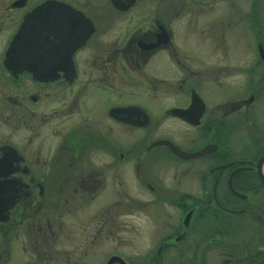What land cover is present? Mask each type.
<instances>
[{"label":"flooded vegetation","instance_id":"af4514ba","mask_svg":"<svg viewBox=\"0 0 264 264\" xmlns=\"http://www.w3.org/2000/svg\"><path fill=\"white\" fill-rule=\"evenodd\" d=\"M33 13L36 76L13 48ZM262 157L264 0H0V264H90L147 205L154 253L102 264H264Z\"/></svg>","mask_w":264,"mask_h":264},{"label":"rangeland","instance_id":"374dc122","mask_svg":"<svg viewBox=\"0 0 264 264\" xmlns=\"http://www.w3.org/2000/svg\"><path fill=\"white\" fill-rule=\"evenodd\" d=\"M238 4V1H237ZM236 3L234 7L236 9ZM247 39H252L251 33L249 35L245 34V31L241 26L236 27L233 34L234 46L232 50L233 62H238L247 54L246 50L251 49V45H246ZM251 55L254 54V48L248 52ZM204 54V53H202ZM205 55V54H204ZM206 56V55H205ZM242 79L239 73L234 72L230 81L238 84ZM144 199L148 197L147 194L141 195ZM165 210L161 208L152 207L147 205L144 208H135L130 210H118L117 211V221L119 222V227L116 230L118 238L113 239V237H107L102 241L91 243L90 249L101 251L102 253H95L94 258H91L90 264H102L103 256L107 257L110 252H118L130 263H135L134 256L137 262H144L154 253L160 241L154 236L153 232L155 230L154 224L158 220L160 222L167 221L168 217ZM170 213V218H176L178 211L167 210ZM164 213V214H163ZM177 245V244H176ZM104 251H106L104 253ZM19 252V251H18ZM21 252L14 254V258L20 259Z\"/></svg>","mask_w":264,"mask_h":264},{"label":"water","instance_id":"95a60500","mask_svg":"<svg viewBox=\"0 0 264 264\" xmlns=\"http://www.w3.org/2000/svg\"><path fill=\"white\" fill-rule=\"evenodd\" d=\"M34 20L35 19L33 13L30 18H27L25 22L21 25V28L13 38V48L21 51V68L29 71L30 73L36 76L41 74L43 72L44 67L46 66L43 63L38 62V60L36 59L37 56L35 54V51L40 50V46L37 47L36 42L43 33L37 34L36 31L32 30L35 28ZM72 51V49H69V55L72 53ZM154 144H166L173 153L185 158L198 156L209 150V148L206 147L196 153H186L175 145H173L171 142L166 140H162ZM262 160H264V157L260 159V161ZM189 217L190 212L187 213L185 217V222L188 221ZM115 261H119L124 264V261L119 257L110 258L107 264H112Z\"/></svg>","mask_w":264,"mask_h":264}]
</instances>
